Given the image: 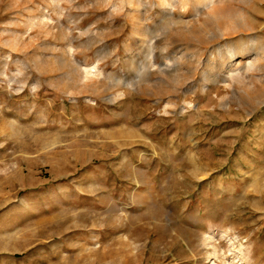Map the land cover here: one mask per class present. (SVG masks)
I'll return each instance as SVG.
<instances>
[{"label": "rangeland", "instance_id": "1", "mask_svg": "<svg viewBox=\"0 0 264 264\" xmlns=\"http://www.w3.org/2000/svg\"><path fill=\"white\" fill-rule=\"evenodd\" d=\"M0 264H264V0H0Z\"/></svg>", "mask_w": 264, "mask_h": 264}]
</instances>
